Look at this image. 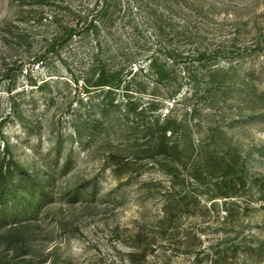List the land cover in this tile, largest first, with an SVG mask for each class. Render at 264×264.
<instances>
[{
	"label": "rangeland",
	"instance_id": "374dc122",
	"mask_svg": "<svg viewBox=\"0 0 264 264\" xmlns=\"http://www.w3.org/2000/svg\"><path fill=\"white\" fill-rule=\"evenodd\" d=\"M0 204V264H264V0H0Z\"/></svg>",
	"mask_w": 264,
	"mask_h": 264
},
{
	"label": "trees",
	"instance_id": "16d2710c",
	"mask_svg": "<svg viewBox=\"0 0 264 264\" xmlns=\"http://www.w3.org/2000/svg\"><path fill=\"white\" fill-rule=\"evenodd\" d=\"M99 24V22L98 21H96V20H94V21H91L90 22V26H96V25H98ZM96 45H97V48L99 49L100 48V45L98 44V42L96 43ZM167 55V54H166ZM168 59H170L171 57L170 56H166ZM146 60L147 61H149L150 63H151V68L153 67H156V64L154 65H152V63H154V61L156 60V56H155V54L154 53H151V54H149L147 57H146ZM133 60H131L129 63L130 64H135V62H132ZM103 83H105V82H103ZM101 85H105V84H100V86ZM169 99V98H168ZM2 193V197L4 196V195H6V193H10V190L9 189H7L6 191H2L1 192ZM1 205V204H0Z\"/></svg>",
	"mask_w": 264,
	"mask_h": 264
}]
</instances>
